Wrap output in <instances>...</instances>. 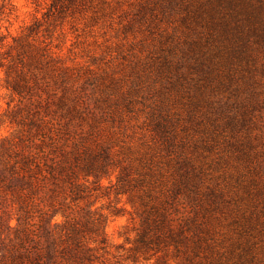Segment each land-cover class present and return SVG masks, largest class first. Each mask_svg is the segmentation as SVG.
<instances>
[{
    "label": "rangeland",
    "instance_id": "rangeland-1",
    "mask_svg": "<svg viewBox=\"0 0 264 264\" xmlns=\"http://www.w3.org/2000/svg\"><path fill=\"white\" fill-rule=\"evenodd\" d=\"M1 142L77 182L104 264H264V0H0Z\"/></svg>",
    "mask_w": 264,
    "mask_h": 264
},
{
    "label": "trees",
    "instance_id": "trees-1",
    "mask_svg": "<svg viewBox=\"0 0 264 264\" xmlns=\"http://www.w3.org/2000/svg\"><path fill=\"white\" fill-rule=\"evenodd\" d=\"M59 167L44 152L0 143V264H104L100 250L108 248L106 222L102 215L82 214L68 203L77 182ZM102 167L86 169L91 175ZM59 213L63 223L54 222Z\"/></svg>",
    "mask_w": 264,
    "mask_h": 264
}]
</instances>
